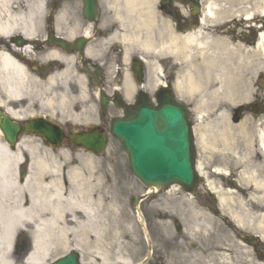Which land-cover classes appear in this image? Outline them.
<instances>
[{
    "label": "bare ground",
    "instance_id": "bare-ground-1",
    "mask_svg": "<svg viewBox=\"0 0 264 264\" xmlns=\"http://www.w3.org/2000/svg\"><path fill=\"white\" fill-rule=\"evenodd\" d=\"M112 1L126 37L154 55L172 57L178 65L177 92L196 95L199 102L196 108L212 110L217 113L216 121L221 120L215 126L214 138L227 151L220 158L229 169L215 168L211 174L217 180H210L204 162H197L198 171L205 178L207 195L217 199L214 210L217 216L206 203L195 204L191 200L177 203L168 199L156 204L166 209L167 217L162 215L166 218L165 225L171 227L168 219L175 214L173 205H185L189 214V218L184 217L185 225L190 227L187 235L214 238L208 249L197 253L195 264L205 260V253L210 264L230 261L238 264L240 260L243 264H256L247 241L264 243V118L260 124L249 117L233 124L229 108L249 101L260 92L255 87L261 81L257 75L264 77V0L203 2L199 26L186 32H178L162 17L156 9V0ZM9 2L0 0L3 15L0 31L11 33L22 29L34 33L43 18L44 0H27L16 12L8 7ZM232 17H241L242 27H255L253 44L243 42L249 37L245 34L241 38L235 31L231 22L235 25L237 22ZM152 66L157 69L156 62ZM26 73L18 61L0 53V88L5 89L7 99H19L26 92ZM196 132L203 142L204 135L198 129ZM40 151L42 146L29 139L11 147L0 130V264H52L58 259L49 261L56 251L68 252L72 248L82 252L81 264L135 263L122 249H101L106 233L115 231L123 207L110 204L107 208L105 199L98 194L99 188L84 181L79 168H69L63 177L57 156L51 150L42 154ZM26 152L29 170L22 178L20 169ZM96 157L89 155L85 159L94 164ZM180 190L181 187L173 185L167 193ZM149 191L159 192L157 188ZM186 193L192 196L191 192ZM106 212L113 216L110 221L105 218ZM22 230L29 233L31 249L20 258L14 242ZM92 239L97 244L95 251L91 250Z\"/></svg>",
    "mask_w": 264,
    "mask_h": 264
},
{
    "label": "flooded vegetation",
    "instance_id": "flooded-vegetation-1",
    "mask_svg": "<svg viewBox=\"0 0 264 264\" xmlns=\"http://www.w3.org/2000/svg\"><path fill=\"white\" fill-rule=\"evenodd\" d=\"M26 1L10 0L8 7L16 12ZM156 1V9L178 32L199 26L201 16L187 0ZM44 2L43 18L34 33L0 31V53L10 55L27 72V90L21 98L9 100L0 88L4 103L0 110L21 126L18 140H32L53 153L69 147L68 160L75 163L78 156L95 155L79 144L85 137L103 135L109 143L116 120L162 106L171 93L178 97V65L166 54L154 59L148 48L128 39L112 0ZM37 121L59 130L60 148L39 133L27 134V123ZM4 139L8 143L5 135ZM26 154L22 178L29 170ZM157 262L166 264L165 259Z\"/></svg>",
    "mask_w": 264,
    "mask_h": 264
},
{
    "label": "rangeland",
    "instance_id": "rangeland-1",
    "mask_svg": "<svg viewBox=\"0 0 264 264\" xmlns=\"http://www.w3.org/2000/svg\"><path fill=\"white\" fill-rule=\"evenodd\" d=\"M202 1L206 4V2H216L218 0ZM233 19H236L235 21L237 24L235 25V23L232 21L231 26H234L235 31L239 33L241 38H244L245 34H247L249 37V39H244L246 41L243 42H249L250 44H253V39H256V33L251 31L253 28L242 27V23L240 22L241 17ZM158 58L159 55H154V59ZM258 78L261 81L258 82L255 88L260 89V92L256 96L250 98L249 101L241 105H233L229 108V115L233 124H238L247 117L251 118V120H253L256 124H260L261 120H263L264 77H260L258 74L257 79ZM197 103H199L198 97L196 95L190 96L188 104L191 107L190 116L194 123L197 158L198 160H202L204 162L206 168L205 170L208 174H210L209 179L217 180V177L211 174L215 168L221 167L229 169L227 162L220 158V155L226 153L227 151L224 149V146L221 142L215 143L214 138V131H216L215 126L217 122H220L221 120L216 121L217 113L214 114L212 110H201L196 108ZM258 103H260L262 107H259ZM218 114H220V111H218ZM213 125L214 127H212ZM196 129H198L204 135L203 142H200ZM34 143L37 144L36 142ZM45 150L48 149L42 147V151H40V153H44ZM69 150V147H64L61 150H56L58 151L57 153L52 152L57 156L63 177H65L69 168H79L83 174V180H88L90 185H96L99 188L98 194L102 195L105 199L104 204H106L107 208L110 204H114L120 209L123 207L122 210H124L123 213L116 219L118 223L116 224L115 231H109L103 237L104 243L102 244L101 249H122L126 256H129L134 261H140L147 256L150 249L152 248V252L154 251V254L152 256L150 254V258H148L146 264H160L157 262L159 258L161 259L162 263L163 259H165L166 264H195L197 253L208 249L213 244V237L205 239L199 235L193 237L187 235L186 231L190 229V227H186V218L184 217L189 218V214L187 213L188 207L185 209V205H173L175 214L171 219H168L171 221L169 222L171 226L169 228L165 225V217H167L165 215L166 209H162L163 207L161 206H156L157 203H162L168 199H171L177 203H184L185 200H191L195 204L199 202L206 203L209 208H211L212 213L217 216V214L214 212L218 206L217 199L207 195V190L205 189L204 184L200 186V191L202 193L198 197L193 193L191 194L192 196L187 195L186 191L181 188L180 191H173L171 193H167V191H160L142 203L141 209L144 212V219L150 235V240L148 241L139 216H137L132 205V200L134 198H141L142 194H144L147 188L131 173L127 154L122 149L120 142L116 139H112L106 149L107 155L99 156L96 157V159H93L94 164L90 163V160L85 159L87 155H84V157L78 156L80 158L78 161L75 163H70V160H68ZM26 158L28 162L27 154ZM25 164L22 165V170H25ZM84 175L87 178H85ZM234 175V179H236L237 176L236 174ZM229 186L234 188V185ZM108 198L109 200L107 201ZM184 209L185 214L182 211ZM162 215H165V217L163 218ZM105 218L110 221L113 216L106 212ZM18 239L19 240H17L16 243L18 249L16 252H18L17 254L22 253V255H18L21 258V256L24 257V255L31 249V240L27 236L26 232L20 234ZM94 240L95 239H92V248L94 249L91 250L95 251L97 250L95 249L97 248V244L94 245ZM241 242L244 243L243 241ZM247 242H250V250L256 258V264H264V243H257L255 240L251 239H249ZM76 251H78L80 254L82 253L80 250ZM181 251H183V254ZM68 252L64 250H58L49 261L52 262L53 260H56ZM157 254L159 256H157ZM204 257L205 260H203L200 264H210V258H208V254L205 253ZM242 262L243 260H240L238 261V264H243ZM229 264H231V261Z\"/></svg>",
    "mask_w": 264,
    "mask_h": 264
},
{
    "label": "water",
    "instance_id": "water-1",
    "mask_svg": "<svg viewBox=\"0 0 264 264\" xmlns=\"http://www.w3.org/2000/svg\"><path fill=\"white\" fill-rule=\"evenodd\" d=\"M199 9L200 0H191ZM28 132L38 131L53 142L59 140V132L49 125L28 123ZM0 128L11 143L17 142L20 126L7 116ZM128 155L129 167L147 187L168 189L179 184L186 190H194L204 180L196 167V148L192 122L186 105L169 96L163 107L143 109L133 117L116 121L111 129ZM57 138V139H56ZM57 140V141H56ZM82 145L100 153L105 148V138L92 136ZM138 202V200H136ZM52 264H80L79 253L72 251Z\"/></svg>",
    "mask_w": 264,
    "mask_h": 264
}]
</instances>
